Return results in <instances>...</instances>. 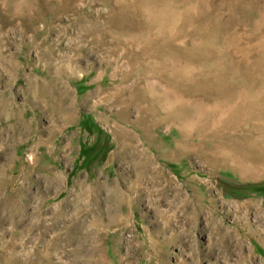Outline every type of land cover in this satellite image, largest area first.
<instances>
[{"label": "rangeland", "instance_id": "obj_1", "mask_svg": "<svg viewBox=\"0 0 264 264\" xmlns=\"http://www.w3.org/2000/svg\"><path fill=\"white\" fill-rule=\"evenodd\" d=\"M214 1L145 0L144 12L133 16L144 34L134 39L132 51L143 53L134 68L122 66L133 71L127 84L136 85L144 73L150 87L173 83L186 95L176 111L169 110L171 121L152 125L149 137L129 126L132 138H120L115 108L96 95L99 86L121 79V72L111 75L117 58L89 44L72 64L40 59L43 47L54 57L71 56L81 32L105 26L111 4L89 2L75 20L65 13L50 15L51 21H29V29L0 21V93L30 119L17 135L8 128L12 119L0 116V264L8 251L17 258L12 264H32L53 233L50 207L70 193L87 210L92 194L86 188L95 183L105 186L96 193V213L84 212V218L88 222L98 214L100 232L86 229L84 243L100 245L110 264H264V169L248 174L255 165L264 166V0ZM118 2L124 6L131 0ZM161 39L170 44L147 48ZM11 59L19 69L7 65ZM174 63L180 69L172 75ZM58 64L77 72L62 75L74 116L52 134L58 119L33 101L27 84L31 77L54 79ZM148 98L154 118L161 117L164 100L154 93ZM237 104H243L244 113L234 110ZM127 114L131 122L146 116L145 109L134 106ZM176 117L181 124H173ZM32 156L37 157L34 167ZM51 176L60 184L49 183ZM114 186L123 195L121 207L108 202ZM71 212H62L59 228L70 222ZM125 212V226L109 225ZM164 250L166 258L159 255ZM59 254L61 264H74L71 250Z\"/></svg>", "mask_w": 264, "mask_h": 264}, {"label": "bare ground", "instance_id": "obj_2", "mask_svg": "<svg viewBox=\"0 0 264 264\" xmlns=\"http://www.w3.org/2000/svg\"><path fill=\"white\" fill-rule=\"evenodd\" d=\"M96 1L97 0H55L56 3H53L52 1L50 2V0H0V18H1L0 21L4 22V25H7L6 27H15L17 25L19 26L21 25L25 29L32 28L31 23H29V21L33 22V21H38L40 19H44V18H46V20H49L50 18L48 17H50V15L59 16L65 13L69 16L70 21H71V20H75L77 16H79L82 13V11L85 10V8L87 7L86 5L89 2L95 3ZM104 1L111 4L109 8V14L107 17V21L104 27L100 25L101 29L99 30H96L95 28L94 31L83 32V33L81 32V41L77 42V40H75L76 45H74L72 48L73 53L71 54V56L68 55L69 53L68 54L63 53V55L59 57H58V54L56 55V57H54L52 55L53 54L52 49L48 47H43L40 51V59H44L45 61H48L49 64L53 63V61L57 63L59 59L65 61L68 64H72L74 61H76L80 57L79 51L81 49L86 48V46L89 44L92 47L95 46L96 48L98 47L100 49H104L106 53H108L109 59L117 58L118 63L116 64V67L111 72V75L121 72L122 73L121 79L118 80L117 82L109 81L110 83L99 86L98 89L96 90V95L99 96L100 100L104 101L109 106L115 108L116 113L114 114V122H116L117 125L114 130L117 132V134H119L120 138H128V137L132 138L130 130L128 129L129 126L133 127V129L135 130L139 128L143 132V134L149 137L150 128L152 127V125L160 124L161 122H165V121H168V122L171 121V117L173 116V114L171 112L172 110L171 111L169 110L173 108V110L176 111L175 109L177 108V106L180 105L182 102L186 101L185 100L186 99L185 90L181 89L180 85H176L173 83L168 85L167 87H160V86L153 85V84H152L153 86L150 87L151 84H148L146 81H144V78H145L144 73L138 74V78L136 79V82H137L136 85L131 86L127 84L129 78L133 74V71H130V69L128 71H124V69H122V66L124 65V63H129L130 64L129 67L134 68L131 64H134V62L143 53V52L134 53L132 51L134 48H136L133 45L135 44L134 39L141 38L142 34H144V32L140 30L138 20L133 16H136L139 13L141 14L144 12L143 4L145 0H131V3L129 2L128 4H125L124 6H121L120 5L121 3H119L118 0H104ZM51 3H53V5ZM255 5L256 4L254 3V6ZM171 6H174V5H171ZM175 8H176V5H175ZM78 20H77V23H78ZM86 23L85 22L82 23L81 26L83 27V29H86V26H85ZM71 36L74 37L73 34ZM177 37L178 36L176 34L174 38H171L169 42H174V40L176 41ZM86 40L89 43L86 42ZM169 42L165 39H161V43L157 40V42H154V43L148 42L146 46L148 49H152L153 47H159V44L169 45L170 44ZM9 62L10 63H8L7 65L14 67V68H18V64L14 62L12 59ZM174 66L175 67L173 68L171 72L172 75H173V71L175 72L177 69H180L178 64L174 63ZM1 71H0V74H2ZM66 71L70 72L69 75L71 77L75 73H77L76 70H70V67L67 65L58 64V67L55 69V74H56L55 78L50 81L42 82L40 80L33 79V77H31V79L27 78L29 79L27 88L33 94L32 96L33 101L36 104L38 103L46 107V109L49 110L52 118L58 119L56 120L57 123L55 122V124H52L51 126L53 128L52 134H56L59 131H61L60 124L64 125L65 123L69 121L70 117L72 118L74 116V112H73L74 102L71 98L72 94H71V91L68 85L65 84L66 78L62 77V75ZM156 74L161 75V73L159 74V72H157ZM3 81L5 82V80ZM181 87H184V86H181ZM150 93L151 94L154 93L157 97L162 98V100H164L165 102V103L160 104L162 105V109H163V113L161 114V117L154 118L152 109L149 106L150 104H153L151 103L152 102L151 99L148 98ZM144 102L148 104L146 106H140V104H146ZM133 106L136 107L137 110L140 112L145 109L146 116L138 117V119L134 122L129 121L128 119L129 116L127 112L129 108ZM242 106L243 104L242 105L237 104L234 107V110H236V112H240L239 114H241V112L244 113L245 111H241V108L243 109ZM3 115H5V118L7 116L9 119H12L13 122L10 123L9 126L8 125L7 126L9 130H11L12 133L14 134L19 133L22 127H26L28 123H30V119H26L24 115H22L21 108L15 107L14 104L11 102L10 97L5 95L4 93H0V116H3ZM173 122H174L173 124H176V125L177 124L179 125L182 123L181 121H179V118L177 117H176V120H173ZM3 131H4V128L0 127V142L2 140ZM39 142L42 145L47 143L46 141H42V140H39ZM213 152L217 153L218 155L223 156V153L219 152L217 148L216 149L214 148ZM36 159H37L36 156L29 157V160H30L29 164L33 167L37 165L35 162ZM259 169H264V166L255 165L248 171V174L256 176L260 174ZM47 180L49 181V183H52V184L56 182L60 184V179L58 177L51 176ZM94 185L95 186H92L91 188H86V191L92 194V198L88 206L89 208L87 210L84 209L85 205H83L82 207H78V205H80V202L83 204L85 202L80 200L78 196H75L74 198H72L71 197L72 194L70 193H68V196L64 197L59 204L50 207L52 210L50 211L51 212L50 213L51 222L49 224L53 228V233L49 236V238H46L48 239L46 249L43 252L39 253V255L36 256L35 259H32L31 261L32 264H59V263L61 264L62 254H59L58 256L57 253H58V250L63 251L64 248L66 249V253L71 250V255H72L71 260H72V263L74 264H110L108 260L104 258L103 255L101 254L100 245L98 246L95 241H93L92 244L84 243L85 241L84 231L86 229L94 230L97 228L98 233L100 232L98 226H96L95 224L98 220V214L96 215V217H92L91 219H89L88 222L84 218L85 217L84 215L86 214V213L84 214V212H89L93 214L96 213V210H95V206L97 205L96 193L98 190L100 189L102 190L103 187L105 186L104 183L103 184L95 183ZM0 186H1V182H0ZM15 201L16 200H14V203ZM108 202H111L115 205H119L120 207L121 205L124 204L125 201H124L123 195L120 193V190L117 186L109 187ZM87 204H88V201H87ZM2 205L4 208L9 207V203L7 201H5ZM66 208H69L70 210H72L71 213H73V215L71 216L70 222L68 221V223L64 224L65 227L63 225L60 226V228L62 226L64 227V230L61 231L63 228H61L60 230L59 222H61V218H62L61 214L62 212H64ZM259 210L262 211L261 209ZM36 214H40L39 210L36 212ZM127 216L128 215L126 212L117 214L110 219L111 222L109 225H112L113 223L116 222L118 226L120 225L125 226L126 225L125 217ZM45 224H48V223H45ZM62 242H65V243L62 244ZM157 246L158 244L156 243V249H157ZM11 252L13 253V251ZM8 253L10 257L9 256L6 257L3 261V264H12L13 262L15 263L14 259H17V258H12L9 251ZM162 254H163L162 258H166L165 250L159 253L160 257L162 256ZM182 254L184 255V252ZM13 256L16 257L17 255L14 254ZM59 259H61V261H59ZM68 262H69V258H68Z\"/></svg>", "mask_w": 264, "mask_h": 264}]
</instances>
